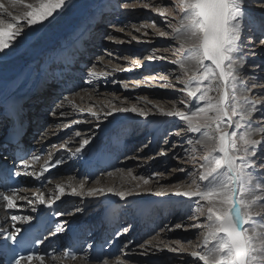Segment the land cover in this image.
Masks as SVG:
<instances>
[{"label": "rangeland", "instance_id": "1", "mask_svg": "<svg viewBox=\"0 0 264 264\" xmlns=\"http://www.w3.org/2000/svg\"><path fill=\"white\" fill-rule=\"evenodd\" d=\"M103 2L104 0H93L90 3L91 10L95 11L97 4L101 7ZM236 2L241 6L242 15L234 21L239 24L240 35L232 53L233 74L236 76L234 89L232 77L229 76L225 80L219 70L214 69V65L209 61H203L202 65H198L197 69L191 73L196 77L195 79H190V74L182 70L179 63H174L175 61L186 63V58L189 55L188 52L180 49L182 40L174 39L173 29L180 26L179 22L185 14L181 0H112L110 4L107 0L106 5L101 9L105 11L108 8L113 13L110 18L107 16L105 20L94 24L96 30L92 28L93 33L98 35L95 40H99L89 55L88 64L82 65V69L86 72L81 71L84 72V75L82 74V78L76 81L81 84V88L75 92L71 91V93L74 92L72 95L71 93H69L70 95L68 93L59 94L60 99L55 101L52 108L67 106L65 110L67 115L56 118L54 123L49 122L48 127L36 137L39 139V135L44 136V133L50 134L49 131L54 130L51 131L54 134L53 143L48 146L50 151L66 150L74 159L76 158L74 156L76 149L80 147L83 139H90V143L85 146L86 150L84 151V148L81 150L83 151L82 155H85L89 150L87 147L92 149L102 147L103 142L119 140L122 142L121 144H125L123 139L117 138L119 131L114 133L111 131L122 126H124L123 130L128 131V138L131 139L128 141H131L129 144L133 150L123 157H120L119 154L116 165L98 174L93 180L88 181L82 176L81 179L86 180L90 186L89 191L101 189L103 191H97L93 196L88 195L89 191L85 192L84 196L71 195L74 196V202L71 203L72 206L66 216L74 219L78 215V209V212H83V214L91 211L95 219L93 223L100 225L102 209L105 208L106 201H108L105 197L106 192L113 193L112 195L117 198L116 208L119 204L118 211L120 213L130 210L129 217L137 218L136 211L132 208L137 204L146 209L152 204L153 208L160 207L161 211L168 208V211L163 218L155 217V221H160L161 224L152 235H146L145 238L139 239L138 235L133 232L132 237L124 240L125 249L121 248V253L114 257L116 259L111 258L105 262L106 264L107 262H116L117 264H203L193 256V252L202 250L203 236L206 230L200 227L193 228L192 225L206 223L205 217L200 213L202 210L207 211V203L202 201L203 197L201 200L188 197L183 199L178 197L177 193L182 194L191 190V181L195 184V179L199 178L200 173H196L194 176L191 174L194 167L198 169V165H194L192 160L202 159L208 154L199 145L200 141H197L204 139L205 130L191 132L186 121L181 118L176 120V117L161 115L156 107L166 112L176 110L191 112L195 111L197 107L208 109L213 105L223 108L221 97L222 90L225 88L227 108L217 114L220 117L227 115L233 122L228 131H236L239 135L236 136L234 133V136L238 141H242L246 137L256 140L257 136L251 134L262 128L260 141H264V45L260 43L261 40H264V5L260 4L258 0H236ZM161 11L164 12L163 16L160 14ZM97 17L99 18V14ZM0 19L12 22L7 15L0 14ZM17 24L24 27L23 21ZM159 31H164L167 35L161 37ZM84 33L85 31L82 30L81 34ZM21 38L15 39L12 46L17 47ZM187 47L189 46L185 44V48ZM238 64H241L240 67H237ZM205 66L208 69H204ZM203 69L208 73L206 77H204ZM48 73L45 71L42 76L34 78L28 84V88L34 84L36 79L46 78ZM182 88L185 91L182 92ZM195 88L200 91L197 93V97H189L187 89ZM90 92L94 93L90 102L83 101L80 107H72L73 104L71 100H68L69 98L79 97L80 93L88 94ZM200 95L202 99L206 100H199ZM250 101L256 106V110L252 112L251 116L246 111ZM104 104L115 110L135 106L143 109L148 115H153L154 119L139 120L137 116H134L126 119L121 126L117 127L112 124L114 119L112 120L99 109V105ZM76 107L78 108L76 109ZM209 115H214V113L209 112ZM149 120L170 122L161 125L157 131L151 132L154 124L148 123ZM60 122L62 124H59ZM235 124L238 126L237 128H235ZM58 128L62 130L56 133L55 130ZM104 130L107 131L104 132ZM226 130L227 128H225ZM77 132L80 133L79 136L76 135ZM132 138H137V141L132 143ZM231 139L232 137H229V140ZM189 140L192 141L191 144L188 143ZM112 141L110 144L113 143ZM121 144H118L119 149L123 146ZM249 147L252 148V146ZM110 150L112 147L108 148L106 152L110 154ZM252 151L256 153L254 162L251 152H245L243 148L232 153L234 163L237 159L246 161L244 164H236V168H242L243 171L241 177L236 181L238 186L234 197L236 204L240 206V216L244 224L243 233L251 234L255 246L259 250L264 249V211H261L264 208V200H255V198L261 194L264 195L258 187L264 186V144L259 143L252 148ZM64 158L67 162L74 161L67 154ZM253 163L254 166L251 167L250 165ZM66 167L61 166V168ZM120 171H126V179L129 182H136V186L129 187L127 192L116 188H110L111 191L107 187L99 188L98 181L104 175L110 177L113 173H120ZM62 174L56 181L63 177H74L77 181H82L77 178L75 173H71L72 175ZM232 175L234 174H229L226 169H222L214 180L203 182V187L208 190L215 184H223V190L228 193V197L225 199L228 201L225 203L227 207H223V216L214 214L221 222L227 218V221L233 226L229 214L235 206L232 203L230 185L233 182ZM141 177L147 179L148 183H144V179ZM56 181L47 186L54 185ZM102 183L107 184L108 181ZM94 185L99 189H96ZM118 192L125 193V196L123 198L117 196ZM82 202L84 206L81 205ZM257 204L261 205L260 208L253 210V206ZM91 206L94 207L89 211L88 207ZM121 223L120 231L118 230L119 235L117 234L119 237L125 228L130 231L134 226V224L127 226V221ZM179 223L186 225L184 230L179 228L170 230L172 226ZM129 231L126 234H129ZM213 244L214 242H211L209 247ZM141 245L144 247L141 248ZM170 249H175V251ZM203 250L207 251V249ZM259 255L264 258V252H260Z\"/></svg>", "mask_w": 264, "mask_h": 264}, {"label": "bare ground", "instance_id": "2", "mask_svg": "<svg viewBox=\"0 0 264 264\" xmlns=\"http://www.w3.org/2000/svg\"><path fill=\"white\" fill-rule=\"evenodd\" d=\"M92 1L93 0H66L68 5L67 8L56 19V21L52 25L48 26L46 29L41 30L42 38L40 40L37 41L35 39H30L29 37L32 36V33L30 31H26V35H25L26 37L24 39L22 38L20 39V41L18 42L19 45L17 47L10 46L7 50L0 52V81L2 82L0 85V113L6 107L4 105L6 100L14 99L15 97L21 95L24 91H27L29 89L32 90L33 87L38 84V85H43L42 88L44 90L41 91L37 90L36 91L37 95L27 98L25 102L27 105L29 104V102L33 103L29 105L28 108L33 113H35L40 119V123H41L40 129L42 127L43 130L45 126L49 124V122H53V123L56 122L55 121L56 118L67 115L65 113L67 106H59L57 109L50 108V110L47 111L44 109L47 106H51L50 104L53 103L54 101L60 99L59 94L57 95L58 92L55 88L56 87L55 85L57 84L62 85L63 82H58L57 78H58V73H62V70L64 71V68L65 70L68 69L67 77H70L71 75L74 76L76 74L77 75L76 80L78 79L80 80V78H82V76L84 75L83 73L86 72L82 69V65L85 63L88 64L89 55L91 54L93 47L97 46L99 40V39L95 40L98 37V35L93 33V31L96 30L94 24L96 25L102 20H105L107 16H109L108 18H110L111 14L113 13V11L108 8L105 11L101 9V7L103 8L106 5L107 0H104L101 7L99 6V4H97L96 10L92 11L90 5ZM108 1H109L108 4H110L112 0H108ZM3 3H5L6 6H9V0H3ZM19 3L22 4L23 0H19ZM28 3L33 4V6H38L39 0H24V5ZM24 5H17L15 8H10V11L12 12L13 16L23 17V13L25 11ZM0 14L6 15L3 12H0ZM98 14H99V18L97 17ZM7 17L10 18V20H12L10 16ZM21 21L22 20H18L16 21V23H19ZM92 28H94V30H92ZM82 30L85 31L84 34H81ZM185 64L187 65L188 68L192 67V65L188 63V61ZM240 65L241 64H238L237 67H240ZM45 71L49 72L46 78H44L45 80L36 79L34 84L28 88V84H30L34 78L42 76ZM80 85L81 84H79V82L76 83V86L72 91L75 92L78 89H80L81 88ZM48 86L52 87V91L46 92V90L49 89ZM69 93H71V91ZM73 93H71V95ZM79 95H80L79 97H73L68 99L71 100V103L73 104L72 107L73 106L80 107V104L83 101L90 102V99L91 97H93L94 93L93 92H90L88 94L80 93ZM40 100L45 102V107L40 111H38L37 108H35V105L38 104V101ZM95 103H97V101ZM225 103L224 104L222 103L221 105L224 106ZM40 105L41 104H39L38 109H40ZM78 107H76V109ZM99 109L103 114L108 115L109 117L112 118V120L114 119L112 124L117 127L121 126V124L124 123L126 119L132 118L134 116H137L139 120H145L150 118L154 119L153 115L147 114L146 116L142 117L138 113L115 110L113 107H109L108 105L105 104L99 105ZM156 109L160 111L161 115H163V113L166 112L165 110L164 111L161 110L159 107H156ZM246 109H247L246 111H248L249 116H251L252 112L256 110V106L252 101H250L249 108L247 106ZM175 119L177 120L178 117H176ZM150 122L154 124L152 127L153 129H151V132H154V130L157 131L161 125L167 123L169 124L170 121L149 120L148 123ZM59 124H62V122H60ZM55 126L57 127V125ZM109 127L111 126L109 125ZM123 128L124 126L120 128L118 127V129L112 130L111 133L119 131L117 138L123 139L125 141V144L124 143L121 144L122 142L120 141H112V140L111 141L113 143L115 142V144L113 143L110 144L111 141L109 143L103 142L102 147H95L93 149L91 147H87L89 148V150L85 153V155L84 154L82 155L83 151H80L79 153L76 152L74 154L76 158L74 159L72 156H70V154L66 150L56 149L50 151L51 149L48 148L45 158H42L41 152L38 151L37 156H39V159L38 160L31 159L30 161L27 162L28 167H31V171L27 175H25V177H27L26 180L27 189L25 188L26 190H22L14 193V198L16 199L17 207L14 209H8L6 203L3 201L2 198H0V233H2V235H0V240L3 239V235L5 233L13 229L14 224L15 226L23 227L28 223L23 219H19L13 222L11 220L12 215H17L21 218L24 216L34 217L35 215L43 212L45 209L48 208V206L46 205H38V201L36 200V196L38 193H43L46 202L49 200H55V203L62 204V208L64 209V211L61 212L63 215L60 216V219L57 222V227H56L57 231L59 230L60 227H64V228L75 227L84 230V232L88 231L90 225H92L93 221H95V219L93 218L94 215H92L90 211L94 206L88 207L90 213L87 214H83V212L79 213L78 212L79 209H78L77 210L78 215L74 219L67 217L65 215V211L70 210L72 206L71 203L74 202V196L71 195H75V197L84 196V193L90 190L88 189L90 187L89 184L87 183L86 180L83 179L86 178L88 181L93 180L94 178L92 177H94V175L101 174L105 172V170L109 169V168H104L105 166L101 165L103 164L102 162L109 159L115 160L114 157L106 155V151H105L106 148L118 144L123 145L121 149H119L120 157L125 156L127 153L133 150L132 148H130V144H129V142L131 141H128V139L131 140L130 137L128 138V134H127L128 131L123 130ZM60 130L62 129L58 128L55 131L56 133H58L60 132ZM261 130L262 128H260V131L255 130V133L251 134L257 136L256 137L257 142L260 141ZM51 131H49L50 134L47 132L44 133L45 134L44 136L39 135V139L35 140L34 145H38V146L44 145L45 147H48L51 143H53L52 138L54 137V134H52ZM106 131L107 130H104V132ZM157 134L158 133H156V135ZM136 141L137 138H132V143H135ZM83 150L85 151L86 147H84ZM63 151H65V153H63ZM99 151L101 152L99 153ZM65 154H67L68 157H71L72 160L74 161L67 162V160L64 158ZM34 156H36V154H34ZM54 159L61 161V163L59 165H55L51 163L52 161H54ZM61 166H67V167L61 168ZM45 168H47L48 170L42 171ZM49 172H52L56 175H61L62 173H65L66 175H72L71 173H75L77 178L82 181H77L74 177L71 178L63 177L58 181H56L58 178L55 179L54 182L56 181V183L50 187L46 186L44 189L43 188L41 189L39 186H36L35 179H37L38 176L42 174H47ZM80 172L81 174L84 173L83 179H81L80 177ZM126 175H127L126 171H120V173H113L110 177H106V175H104L102 177L103 179L101 178L98 181L99 184L98 186L99 188H105V187H107V189L116 188L127 192L126 190H128L129 187L136 186L135 185L136 182L133 181L129 182L126 179ZM89 176L91 179H89ZM107 181H108L107 184L102 183ZM230 185H231V193L233 197L234 196V192L232 191L233 182H231ZM237 186L238 183H236L235 185L236 190H237ZM58 188H63V193H61L58 190ZM99 188L96 187V189ZM112 194L113 193L111 192H106L105 194V197L108 199V201H106L105 208H103V206L101 207V209L103 208L102 215L100 216L102 218L101 221L113 222V218H118V219L120 218L119 219L120 221L118 222L127 221L128 222L127 226H129L130 224H134L132 229L129 231V234H125L124 232H122L121 236L116 239L111 237V235H113L114 230L109 226L102 225L98 229L99 231L95 232L96 234L95 236H97L98 239L102 238L106 241L107 240L113 241L112 247L109 249L110 251L113 250V253H115L114 256L116 257L117 256L116 252L118 251L119 248L120 249L123 248V250L125 249L124 240L128 237H132L134 233L138 235L139 239L145 238L146 235L147 236L152 235L155 229L159 227L161 224L160 221H155V217L160 216L161 218H163L164 216H166L168 208L167 209L164 208V210L161 211L162 208L160 207L153 208L152 204L149 207H147V209L144 208V206H140L137 204L132 207L137 213H142L150 208V212H148L146 216H144L143 218L137 221V218H135V216L129 217V214H131L130 210L128 212L124 211V213L122 211L121 213L118 211L119 204L116 208L117 198H115V196H113ZM6 195H12V194H6ZM260 196H262V194L259 195L258 197ZM56 197H60V199L56 200L55 199ZM178 197H181L183 199L186 198L182 195H179ZM258 197H256L255 200H258L257 199ZM30 200L32 201V203H29ZM226 202L228 201L227 200L223 201L222 207H227V205L225 204ZM81 205L84 206V203ZM34 206H37L36 212L32 211V208ZM260 206L261 205L258 204L254 205L253 210L260 208ZM234 207L240 208L238 204H235ZM235 219L236 218L231 215L233 227L238 228L240 224L237 225L235 223ZM241 230L243 233L244 226L243 229L240 228V231ZM107 260L110 259H106L105 262ZM90 263L100 264V263L91 262L90 258L87 255H81L75 260H67L64 258V255L61 254L58 248L55 250L52 256L46 259L43 260L38 259L35 261L27 260L21 262V264H90ZM107 264H117V263L107 262Z\"/></svg>", "mask_w": 264, "mask_h": 264}, {"label": "snow or ice", "instance_id": "3", "mask_svg": "<svg viewBox=\"0 0 264 264\" xmlns=\"http://www.w3.org/2000/svg\"><path fill=\"white\" fill-rule=\"evenodd\" d=\"M258 2L264 5V0H258ZM184 5V16L180 20V26L175 27L173 32L175 33L174 39L180 38L182 43L180 49L189 53L187 61L192 65L188 68L184 61H175L179 63L182 70L190 74V79H195L194 75H191L193 70L197 69L198 65H202L203 61H209L214 65V69H219L225 80L229 76L233 79V87L235 89L236 76L233 74V58L232 53L235 50L236 42L240 39L239 35V24L234 23L241 15L242 10L239 3L236 0H181ZM17 5H24L19 3V0H9V6L0 0V12H3L7 16L12 18L13 22H5L0 19V52L7 50L14 43L15 39L24 37L26 31H30L32 36L30 39L40 40L42 38V29H46L52 25L56 19L64 12L67 8L66 0H39L38 6L28 3L24 5L25 11L23 17L13 16L10 8H15ZM147 7V5H145ZM162 16L164 12L160 13ZM22 20L24 27L19 26L16 21ZM187 21V23H185ZM139 31V29H137ZM159 35L164 37L167 35L164 31H159ZM7 38V39H6ZM260 43L264 45V40ZM185 44L189 47L185 48ZM204 69H208L207 66ZM204 77L208 73L204 72ZM214 75V72H213ZM204 80H208L203 78ZM185 91V89H181ZM200 92L195 89H187V95L189 97L196 98L197 93ZM202 95V94H201ZM201 95L198 97L199 100L204 101ZM191 107V104H190ZM227 108L225 104L223 108L217 106H210L208 109L197 107L195 111H170L164 112L163 115L169 117H178L186 121L189 126V131L200 132L204 129V139L200 141L199 145L208 153L202 159L192 160L194 165H198L197 168H193L192 176L196 173H200L198 180L195 179V184L191 181V190L185 191L184 193H177V195H183L194 200H201L207 203V211H201V215L205 217L206 223L200 225H192L193 228L200 227L205 229L203 236V248L200 252H193V256L197 257L198 260L202 261L203 264H264V258H261L259 253L264 252V249H257L255 246L254 238L251 234L240 233L238 228H234L228 221L227 218L223 222L217 220L216 214L223 216V201L227 199L228 193L223 190V184H215L208 190L203 187V182L210 179L214 180L220 174V170L226 169L229 174L232 175L233 188L235 192L236 181L241 177L243 169H237L236 164L246 163L243 159H237L234 163V157L232 153L238 151L239 148H243L245 152H251L252 160L255 161L256 153L252 151L258 143L264 144V141H256L251 137H246L242 141H238L236 136L239 134L236 131H228L229 127L233 124L227 115L220 117L217 113L224 111ZM123 112L138 113L140 116H146L147 113L143 109H139L135 106L131 108L119 109ZM209 112L214 115H209ZM238 126L235 124V128ZM225 128L227 130L225 131ZM234 133L236 136H234ZM80 135L79 132L76 133ZM229 137H232L229 140ZM90 143V139L85 138L80 144V147L76 149L79 153L86 145ZM192 143L191 140L188 141ZM249 146H252L250 148ZM195 157V155H193ZM39 156L33 157V160H38ZM51 163L59 165L61 161L55 160ZM254 166V163L250 165ZM22 167L27 170V162L22 163ZM45 168L42 171H47ZM15 175L20 176L21 173L17 171ZM155 175V174H154ZM141 179H144L141 177ZM144 183H148L147 179H144ZM260 187L261 192H264V186ZM63 193V188H58ZM102 192L103 190H92L89 191L88 195L93 196L96 192ZM111 191V189H109ZM15 189H13L12 195H5L0 192V198L6 203L8 209H14L17 207L16 199L14 198ZM117 196L123 198L125 193L118 192ZM130 195V193H129ZM56 200L60 197H56ZM258 200H264V195L257 198ZM38 205H46L51 207L54 205L55 200L45 201L43 193H38L36 196ZM29 203H32L30 200ZM233 205L236 204L235 197H232ZM33 212L37 211V206L32 208ZM240 208L233 207L230 211V215L234 216L235 223L239 225L241 223ZM264 211V208L261 209ZM63 215L62 213H55L56 219ZM23 219L27 221V225L31 226L32 229L36 228L39 230L42 226H45L42 218L37 219L36 224L33 226L32 221L36 218L33 216L19 217L12 215L11 220L13 222ZM186 225L183 223L176 224L170 228L172 229H185ZM66 229L60 227L56 234L64 232ZM28 230L25 227H18L13 225V229L9 231L4 239L0 241V245L15 248V246L22 242L24 239V232ZM54 231V230H53ZM53 231L48 232L42 239H36L34 243L38 245L45 240L46 236H49ZM124 233L126 234L129 229L125 228ZM2 235V233H0ZM119 235V234H118ZM214 244L209 247L210 243ZM199 247V245H197ZM143 248V245L140 246ZM203 249H207L204 251ZM175 251V249H170ZM24 257L21 255L14 258L12 264H21V259ZM33 256L28 255L27 260H32ZM104 258L100 264H105Z\"/></svg>", "mask_w": 264, "mask_h": 264}, {"label": "water", "instance_id": "4", "mask_svg": "<svg viewBox=\"0 0 264 264\" xmlns=\"http://www.w3.org/2000/svg\"><path fill=\"white\" fill-rule=\"evenodd\" d=\"M218 70H219V69H218ZM219 72H220V70H219ZM220 73H221V72H220ZM221 75H222V73H221ZM222 76H223V75H222ZM221 99H222V103L224 104L225 101H226V89H225V88L222 90V97H221ZM243 226H244V224H243V221H242V219H241L240 226H238V229H239V232H240V233H242V230L240 231V228L242 229Z\"/></svg>", "mask_w": 264, "mask_h": 264}]
</instances>
